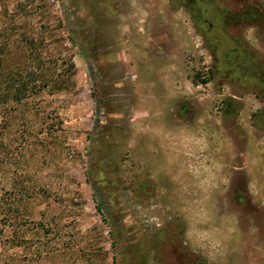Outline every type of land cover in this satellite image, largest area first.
I'll return each instance as SVG.
<instances>
[{"label": "rangeland", "instance_id": "obj_1", "mask_svg": "<svg viewBox=\"0 0 264 264\" xmlns=\"http://www.w3.org/2000/svg\"><path fill=\"white\" fill-rule=\"evenodd\" d=\"M213 2L0 0V264H264V104L213 72Z\"/></svg>", "mask_w": 264, "mask_h": 264}, {"label": "flooded vegetation", "instance_id": "obj_2", "mask_svg": "<svg viewBox=\"0 0 264 264\" xmlns=\"http://www.w3.org/2000/svg\"><path fill=\"white\" fill-rule=\"evenodd\" d=\"M222 1L226 0L212 3L210 18L202 17L206 29L201 38L205 37L211 50L213 72L225 70V80L234 93L247 91L264 104V10L247 0H240L237 6Z\"/></svg>", "mask_w": 264, "mask_h": 264}, {"label": "trees", "instance_id": "obj_3", "mask_svg": "<svg viewBox=\"0 0 264 264\" xmlns=\"http://www.w3.org/2000/svg\"><path fill=\"white\" fill-rule=\"evenodd\" d=\"M62 40V44L64 39ZM34 38H30L29 43L26 45L29 48V44H32ZM29 46V47H28ZM62 60V59H61ZM63 62V61H62ZM66 62V63H65ZM63 64L60 65V70L54 68V73L51 75V79L42 78L43 88L51 85L52 91L61 92L65 90L68 86L70 77L74 74V64L70 57H68ZM25 63L18 64L13 68L3 69L7 78L6 81L0 83V100L3 102H14L20 103L26 99L27 83L23 76L21 68ZM66 65V68H63V65ZM42 65L38 68L42 70ZM126 261V260H125ZM127 264V262H124Z\"/></svg>", "mask_w": 264, "mask_h": 264}]
</instances>
